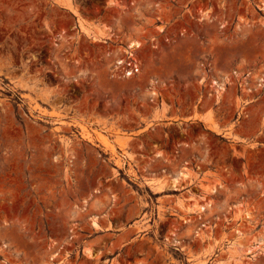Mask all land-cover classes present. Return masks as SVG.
<instances>
[{"label": "rangeland", "instance_id": "rangeland-1", "mask_svg": "<svg viewBox=\"0 0 264 264\" xmlns=\"http://www.w3.org/2000/svg\"><path fill=\"white\" fill-rule=\"evenodd\" d=\"M0 264H264V0H0Z\"/></svg>", "mask_w": 264, "mask_h": 264}, {"label": "built area", "instance_id": "built-area-1", "mask_svg": "<svg viewBox=\"0 0 264 264\" xmlns=\"http://www.w3.org/2000/svg\"><path fill=\"white\" fill-rule=\"evenodd\" d=\"M128 66H129V70H130V74H132L133 72H137L139 70V66L136 62H132L130 60H128ZM123 71H127L126 67H122Z\"/></svg>", "mask_w": 264, "mask_h": 264}]
</instances>
